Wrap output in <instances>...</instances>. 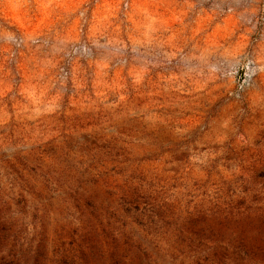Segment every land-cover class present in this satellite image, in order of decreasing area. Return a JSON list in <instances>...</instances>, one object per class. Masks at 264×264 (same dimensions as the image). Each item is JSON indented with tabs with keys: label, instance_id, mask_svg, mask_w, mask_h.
Segmentation results:
<instances>
[{
	"label": "rangeland",
	"instance_id": "374dc122",
	"mask_svg": "<svg viewBox=\"0 0 264 264\" xmlns=\"http://www.w3.org/2000/svg\"><path fill=\"white\" fill-rule=\"evenodd\" d=\"M41 144L119 185L122 148L160 217L83 235L104 188L91 207L54 182L35 223L4 160ZM0 186L38 250L4 264H264V0H0Z\"/></svg>",
	"mask_w": 264,
	"mask_h": 264
},
{
	"label": "trees",
	"instance_id": "16d2710c",
	"mask_svg": "<svg viewBox=\"0 0 264 264\" xmlns=\"http://www.w3.org/2000/svg\"><path fill=\"white\" fill-rule=\"evenodd\" d=\"M45 145H38L34 155L32 156L33 164L21 162L18 160L20 168H15V163L10 159H5V163L12 167V171L15 173L13 180L18 182L20 190L26 194H31L38 199L37 204H32L33 220L35 223H39L44 226L45 223L49 224V220H46V213L49 209L45 206H52L50 197H46V192H54L53 184L56 182L59 187H65L68 192L71 193L70 198L74 203L80 202L87 194V198H91L89 206L93 207L94 199L100 195L99 190L104 188L106 193L105 199L107 200L104 209V218L107 219V226L102 232L96 230L93 225H89L88 230L82 229L83 235H115L122 234V231L129 225L125 221V216L133 212L135 215H141L145 217V220L150 224L154 222L155 218H159V212L155 209L152 196L148 193V190L144 187L147 186L144 181V175L137 172L136 167H132L128 163V158L124 157L123 149H116L115 146L107 145V150L104 152L106 158L110 164H115L114 168L119 167V172L129 171V174L125 177L124 185H119L115 180H110L111 174H107L99 167L106 166L104 164H96L87 162L85 159L78 160L76 163H72L68 159L69 157L62 158L57 154L56 150L46 149ZM91 168L97 169L96 173L90 171ZM82 169L81 172H78ZM27 172V174H25ZM77 173V174H76ZM31 174V175H30ZM39 180L40 185L37 187L33 182ZM31 183L33 185H31ZM135 184V185H134ZM124 186V187H122ZM148 187V186H147ZM3 192V188L0 186V193ZM24 193L18 194V199L13 196H9L6 199H2L0 196V264L7 263L8 260L16 257L18 254L32 253L33 257H37L38 250L32 251L31 244L23 248L26 241L24 234V222L23 218L27 215V208L29 202L24 197ZM13 194V192H12ZM10 201H13V205L19 207L20 214L14 213ZM68 209V208H66ZM125 214V216H124ZM20 215V217H19ZM70 216L69 214H66ZM95 217V216H94ZM57 218H55V221ZM101 221L100 218H98ZM98 221V220H97ZM93 227V228H92ZM132 230V228H130ZM69 234V233H68ZM71 235L78 234L77 231L70 232Z\"/></svg>",
	"mask_w": 264,
	"mask_h": 264
}]
</instances>
